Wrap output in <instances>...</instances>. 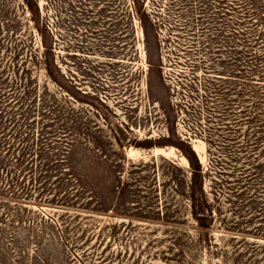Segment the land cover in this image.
Segmentation results:
<instances>
[{
  "label": "rangeland",
  "instance_id": "obj_1",
  "mask_svg": "<svg viewBox=\"0 0 264 264\" xmlns=\"http://www.w3.org/2000/svg\"><path fill=\"white\" fill-rule=\"evenodd\" d=\"M0 264H264V0H0Z\"/></svg>",
  "mask_w": 264,
  "mask_h": 264
},
{
  "label": "trees",
  "instance_id": "obj_2",
  "mask_svg": "<svg viewBox=\"0 0 264 264\" xmlns=\"http://www.w3.org/2000/svg\"><path fill=\"white\" fill-rule=\"evenodd\" d=\"M195 162H196L195 164H192L190 162V166H191L190 186L188 187V192L186 193L189 197L191 215L194 218V220H196V222L198 223L199 228L201 230H204V228H208L206 222L212 219V215L211 212L208 211L207 200L202 191V182H201L202 171L196 160ZM73 180H74L73 181L74 185L77 186L76 193L80 195L83 192H85L87 196L91 195L86 199L87 203L94 201L95 207L99 206V202H98L99 196L97 193V188L95 186H90V185L85 186L84 184H82L79 177H74ZM82 185H84L85 187ZM77 194L74 196H76L78 199L79 196Z\"/></svg>",
  "mask_w": 264,
  "mask_h": 264
}]
</instances>
